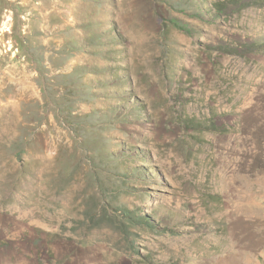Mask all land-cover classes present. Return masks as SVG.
<instances>
[{
	"label": "rangeland",
	"instance_id": "1",
	"mask_svg": "<svg viewBox=\"0 0 264 264\" xmlns=\"http://www.w3.org/2000/svg\"><path fill=\"white\" fill-rule=\"evenodd\" d=\"M0 264H264V0H0Z\"/></svg>",
	"mask_w": 264,
	"mask_h": 264
},
{
	"label": "trees",
	"instance_id": "2",
	"mask_svg": "<svg viewBox=\"0 0 264 264\" xmlns=\"http://www.w3.org/2000/svg\"><path fill=\"white\" fill-rule=\"evenodd\" d=\"M131 212V211H130ZM128 217H130L131 218V216L129 215V211H128V214H126Z\"/></svg>",
	"mask_w": 264,
	"mask_h": 264
}]
</instances>
